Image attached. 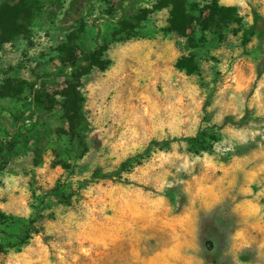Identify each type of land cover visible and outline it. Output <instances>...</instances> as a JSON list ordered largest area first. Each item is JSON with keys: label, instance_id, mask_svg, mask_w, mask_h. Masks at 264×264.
Returning <instances> with one entry per match:
<instances>
[{"label": "rangeland", "instance_id": "1", "mask_svg": "<svg viewBox=\"0 0 264 264\" xmlns=\"http://www.w3.org/2000/svg\"><path fill=\"white\" fill-rule=\"evenodd\" d=\"M133 1L0 0V264H264V0Z\"/></svg>", "mask_w": 264, "mask_h": 264}, {"label": "trees", "instance_id": "2", "mask_svg": "<svg viewBox=\"0 0 264 264\" xmlns=\"http://www.w3.org/2000/svg\"><path fill=\"white\" fill-rule=\"evenodd\" d=\"M178 12H179L180 16L183 17V14L181 13V10H178L176 8L172 11V16L176 17V14ZM98 34H100V29H98ZM203 136H204V133H201L198 136L185 137L184 140L187 141L188 143H190L193 146H199V148H200L199 150H206L207 147L204 144V138H202ZM153 144L160 145V144H163V143L156 142V143H153ZM151 146H152V144H151ZM131 165H132V158L126 160L125 162H123L121 168L118 171H115L113 173L106 174V175H101V176H105V177H98V178H110V177L118 174L119 172L128 171L131 168ZM0 252H3V248L1 246H0Z\"/></svg>", "mask_w": 264, "mask_h": 264}, {"label": "crops", "instance_id": "3", "mask_svg": "<svg viewBox=\"0 0 264 264\" xmlns=\"http://www.w3.org/2000/svg\"><path fill=\"white\" fill-rule=\"evenodd\" d=\"M112 2V1H111ZM133 2H136L135 3V6H143V8L146 10H148V15L150 14H155V12H158L159 15H162V13H164V11H168V14H169V8L166 7L164 5V3H162V1H157V0H134ZM123 10V9H122ZM157 37V36H156ZM166 37V38H165ZM173 36L171 34H169L168 36H165L163 35L162 38H165L166 40H163V42L161 44H165V45H168L169 47H171L173 44L171 38ZM152 38H155V37H152ZM148 39L150 40V38L148 37Z\"/></svg>", "mask_w": 264, "mask_h": 264}]
</instances>
